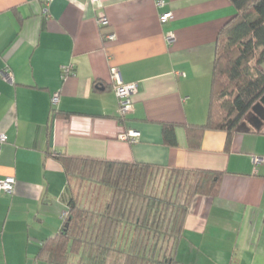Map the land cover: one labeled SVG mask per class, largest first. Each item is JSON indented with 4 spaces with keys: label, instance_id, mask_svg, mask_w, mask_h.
Returning <instances> with one entry per match:
<instances>
[{
    "label": "crops",
    "instance_id": "0c3cea01",
    "mask_svg": "<svg viewBox=\"0 0 264 264\" xmlns=\"http://www.w3.org/2000/svg\"><path fill=\"white\" fill-rule=\"evenodd\" d=\"M164 1L0 0V181L15 179L12 193L0 191V264H52L43 243L62 229L70 198L88 197L85 185L74 193L60 156L221 172L216 196L194 197L174 264H264V162H254L264 157V122L246 119L229 143L205 129L191 144L186 128L207 120L216 39L234 7ZM166 10L173 16L161 23ZM112 68L137 83L125 117ZM164 123L176 125L174 144ZM130 129L136 142L119 139Z\"/></svg>",
    "mask_w": 264,
    "mask_h": 264
},
{
    "label": "trees",
    "instance_id": "16d2710c",
    "mask_svg": "<svg viewBox=\"0 0 264 264\" xmlns=\"http://www.w3.org/2000/svg\"><path fill=\"white\" fill-rule=\"evenodd\" d=\"M235 14L220 29L212 70L208 117L186 125L191 144L205 129L227 141L244 128L264 95V0H230ZM173 123L163 138L174 144ZM68 177H78L84 201L70 198L62 229L40 256L52 264H174L184 220L197 195L216 196L222 173L206 169L156 170L144 162L60 156Z\"/></svg>",
    "mask_w": 264,
    "mask_h": 264
},
{
    "label": "built area",
    "instance_id": "2783aa9c",
    "mask_svg": "<svg viewBox=\"0 0 264 264\" xmlns=\"http://www.w3.org/2000/svg\"><path fill=\"white\" fill-rule=\"evenodd\" d=\"M91 2H95L98 0H90ZM165 3L164 0H156V5L157 6H163ZM172 12L170 10L163 11L159 15V19L161 23H167L171 18H172ZM106 22L105 17L100 16L98 18V23L99 24H104ZM107 38L112 39L114 37L113 34H107ZM166 40L170 43L171 41L174 40V34L172 32H167L166 33ZM69 73V70L63 72ZM5 76L8 79H11V73L8 70H5ZM111 81H112V88L113 91L117 97L118 100V110L119 114L121 117H125L132 109V103L133 99L132 96L137 92V83L136 82H123L120 78V75L117 71L116 68L111 69ZM57 93H54L52 95L51 101L52 104L57 103ZM119 139L123 141H127L128 143H134L137 140L138 137V132L130 129L126 132H122L119 134ZM5 135L0 134V145L2 144L3 141H5ZM254 162L257 163H262L264 162V157L263 156H254ZM14 184H15V179L14 177L8 176L5 179L0 181V191L6 192V193H12L14 191Z\"/></svg>",
    "mask_w": 264,
    "mask_h": 264
},
{
    "label": "water",
    "instance_id": "95a60500",
    "mask_svg": "<svg viewBox=\"0 0 264 264\" xmlns=\"http://www.w3.org/2000/svg\"><path fill=\"white\" fill-rule=\"evenodd\" d=\"M250 114L254 116L255 122L258 123L256 126L259 128L264 122V95L252 106L251 111L246 115V119Z\"/></svg>",
    "mask_w": 264,
    "mask_h": 264
},
{
    "label": "rangeland",
    "instance_id": "374dc122",
    "mask_svg": "<svg viewBox=\"0 0 264 264\" xmlns=\"http://www.w3.org/2000/svg\"><path fill=\"white\" fill-rule=\"evenodd\" d=\"M70 179L72 180V187H73V191L75 192H81L83 190V183L80 182L78 177L72 176L70 177Z\"/></svg>",
    "mask_w": 264,
    "mask_h": 264
},
{
    "label": "flooded vegetation",
    "instance_id": "af4514ba",
    "mask_svg": "<svg viewBox=\"0 0 264 264\" xmlns=\"http://www.w3.org/2000/svg\"><path fill=\"white\" fill-rule=\"evenodd\" d=\"M247 119H250V120H254V117H252L251 115L247 117Z\"/></svg>",
    "mask_w": 264,
    "mask_h": 264
}]
</instances>
